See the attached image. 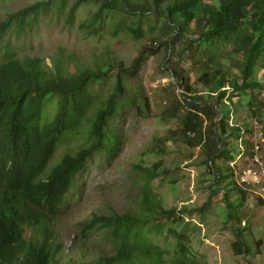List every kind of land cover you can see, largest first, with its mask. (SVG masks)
<instances>
[{"label": "trees", "instance_id": "trees-1", "mask_svg": "<svg viewBox=\"0 0 264 264\" xmlns=\"http://www.w3.org/2000/svg\"><path fill=\"white\" fill-rule=\"evenodd\" d=\"M86 1L78 0L73 10ZM92 1L105 7L118 5L126 13L142 11V23L154 38L128 67L106 63L78 67L70 75L62 63L51 67L41 58L22 60L10 55L0 64V264H198L183 241L186 238L177 232L176 251L155 244L167 225L164 220L182 224L188 208H167L152 186L155 179L172 172L165 167L170 145L182 144L206 158L217 178L211 188L218 190L229 209L238 200L237 211L228 213L226 222L238 216V209L252 193L237 179L228 181L235 174L230 164L235 154L230 147L235 142L250 145L254 135L253 125L233 122L237 106H248L255 121L260 122L264 115V73L257 76L258 63L264 60V0H154V10H134L126 0ZM41 6L0 21V44L14 24L21 31L25 23L39 17ZM97 18L87 23L92 32L97 31V23L104 24ZM192 22L196 23L194 29L190 28ZM129 30L140 35L138 28ZM189 34L196 37L188 38ZM223 46L231 47L236 73L220 61ZM161 48L167 52L161 72L169 71L174 80L155 94L154 111L140 78ZM190 59L201 73L198 82L205 90L193 85L181 64ZM110 75L114 77L111 93L101 94L95 87ZM129 104L142 117L153 116L171 125L165 135L153 139L148 153L160 160L141 167L145 183L139 210L124 215L94 214L80 224L68 252L59 234L62 208L94 157L117 149L112 124ZM52 107L54 115L49 113ZM47 114L49 121H45ZM73 137H82L85 146L53 165L59 144ZM220 159L225 161L223 166L217 164ZM225 180L228 188L221 189ZM235 190L238 199L230 197ZM257 201L264 205V199ZM235 231L236 248L249 256L252 250L243 228ZM100 232L110 238L113 254H99L91 247Z\"/></svg>", "mask_w": 264, "mask_h": 264}, {"label": "rangeland", "instance_id": "rangeland-1", "mask_svg": "<svg viewBox=\"0 0 264 264\" xmlns=\"http://www.w3.org/2000/svg\"><path fill=\"white\" fill-rule=\"evenodd\" d=\"M77 1L0 0V21L38 4L43 7L40 16L25 23L21 31V27L14 24L0 44V64L10 55L22 60L41 58L51 67L62 63L66 74L70 75L75 74L78 67L94 68L106 63H113L117 67L123 63L124 67H128L142 48L154 38L148 34L147 25L142 23V11L126 13L117 8L118 5L105 7L89 0L74 12L73 7ZM125 2L134 5V10L138 7L155 8L154 0ZM165 6L166 4L163 5ZM96 15L97 20H104V24L97 23V31L92 32L87 23ZM195 25L192 22L190 28L194 29ZM129 28L140 29V35L135 36ZM187 37L196 36L189 34ZM230 50L231 47L223 46L220 61L227 70L236 73L237 70L232 69L234 56ZM166 54V50L161 48L160 53L147 62L140 78L142 91L151 97L154 111L158 101L155 94L162 92L163 87L173 81L169 71L161 72ZM192 62L190 59L181 64L190 73L193 85L205 90L198 82L201 73L194 68ZM262 64L264 60L258 63L257 76L260 78L264 73ZM231 76L228 77L229 80ZM113 81L114 77L110 75L105 83L95 88L101 94L109 95ZM261 99L264 100V92ZM249 112L248 106H237L233 122L253 125L257 132L259 125L264 126V115L261 120L263 123L260 121V124L251 118ZM49 113L54 115L56 109L50 108ZM49 120L50 116L47 114L45 121ZM170 127L171 125L162 123L156 117H142L132 104L127 105L120 117L114 120L112 134L118 138L117 149L94 157L87 165V171L77 178L67 203L62 208V229L59 234L68 252L73 247V236L80 224L91 219L94 214L124 215L139 210L141 190L145 183L141 167L153 166L160 160L158 156L148 153L153 139L165 135ZM84 146L82 137L64 139L57 148L52 164L56 165L65 154L73 155ZM230 148L234 149L235 158L239 160V168L242 167L244 152L241 151L240 143L235 142ZM205 162L206 158L199 150L186 149L182 144L170 145L165 167L172 169V172L166 178L155 179L152 187L167 208L181 210L187 207L188 210L184 212L186 220L182 224L164 220L167 225L154 240L155 244L171 252L176 251L179 238L177 232L182 238H186L183 241L198 264H264V205L252 194L238 209V216L226 222L227 214L232 210L237 211L234 207L239 202L233 199L237 203L232 202V209H229L221 200L218 190L213 192L211 187L217 178ZM224 163V159L217 161L220 166ZM236 174L233 177L231 175L228 181L236 180ZM228 181H223L220 188H228ZM233 192L236 190L230 192V197L237 198ZM189 211L194 212L189 214ZM238 227L243 228V235L252 250L249 256L242 255L236 248L238 238L235 230ZM90 245L96 253L113 254L110 238L104 232L98 233Z\"/></svg>", "mask_w": 264, "mask_h": 264}, {"label": "built area", "instance_id": "built-area-1", "mask_svg": "<svg viewBox=\"0 0 264 264\" xmlns=\"http://www.w3.org/2000/svg\"><path fill=\"white\" fill-rule=\"evenodd\" d=\"M242 183L258 188L257 194L264 198V155L257 145L253 154L245 159L244 168L239 170Z\"/></svg>", "mask_w": 264, "mask_h": 264}, {"label": "clouds", "instance_id": "clouds-1", "mask_svg": "<svg viewBox=\"0 0 264 264\" xmlns=\"http://www.w3.org/2000/svg\"><path fill=\"white\" fill-rule=\"evenodd\" d=\"M73 9H74V7H73ZM78 10H79V8H78ZM42 11H43V8H42ZM42 11H41V13H42ZM260 124H262V123H260ZM253 130H254V135L251 138L250 145L249 144L247 145L246 141H245L244 144L242 142H237L238 144L240 143L241 151L244 152V156H243L244 165H245V159L253 154V152H254V150H255L257 145L261 146V151H262V153L264 155V126L263 125H259V129H258L257 132L255 131L254 127H253ZM245 140H246V138H245ZM55 157H56V155H55ZM55 157H54V159H55ZM230 164H231L232 168L234 169V173L235 174H236V171H237V174H236L237 182H239V184L243 185L248 191L252 192L250 195L254 194L256 199H258V198L264 199L260 195L257 194L258 188H253V187L248 186L247 184L241 182L239 170L241 168H244V165L239 168V165H238L239 164V160H238V158H235V160H233ZM254 191H256V192H254ZM244 225H245V223H244Z\"/></svg>", "mask_w": 264, "mask_h": 264}]
</instances>
